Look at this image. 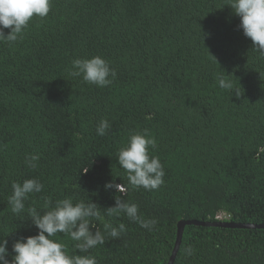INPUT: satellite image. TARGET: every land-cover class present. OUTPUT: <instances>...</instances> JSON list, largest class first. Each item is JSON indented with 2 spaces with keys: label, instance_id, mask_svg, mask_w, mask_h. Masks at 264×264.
<instances>
[{
  "label": "trees",
  "instance_id": "16d2710c",
  "mask_svg": "<svg viewBox=\"0 0 264 264\" xmlns=\"http://www.w3.org/2000/svg\"><path fill=\"white\" fill-rule=\"evenodd\" d=\"M227 2L53 0L22 40L0 42V239L9 259L15 240L38 234L27 209L43 212L49 198L91 199L102 232L126 225L90 250L98 264H168L180 220L264 224V56ZM95 55L117 72L104 88L68 74L73 59ZM222 72L241 96L219 87ZM105 118L111 127L100 136ZM143 129L157 141L165 182L129 188L124 199L157 220L153 230L106 212L119 194L105 183H127L118 151ZM31 153L40 155L34 169ZM28 178L44 189L13 214L12 182ZM54 239L74 252L69 236ZM173 264H264V228L186 225Z\"/></svg>",
  "mask_w": 264,
  "mask_h": 264
},
{
  "label": "clouds",
  "instance_id": "9594fccd",
  "mask_svg": "<svg viewBox=\"0 0 264 264\" xmlns=\"http://www.w3.org/2000/svg\"><path fill=\"white\" fill-rule=\"evenodd\" d=\"M52 5L53 0H0V42L11 46L22 40L32 18L47 17ZM225 5L230 6L233 13L240 17L239 28L251 39L253 48L264 56V0H228ZM5 29H10V32L5 34ZM225 72L216 77L219 87L234 92L237 97L241 96L230 74L226 75ZM68 74L71 77H82L84 82L104 88L111 85L117 72L106 58L95 55L73 59ZM110 127V121L102 119L97 124V134L104 136ZM156 144L149 130L143 129L133 132L127 143L120 148L118 164L126 173L127 183H116L115 178L105 183V190L114 189L119 194L115 197V206L106 207L108 216L124 214L143 228H155L157 220L145 219L139 213L138 204L124 199V196L129 188L151 191L164 184V165L159 156L153 155L151 151ZM39 160V154L31 153L26 156L25 163L34 169L38 167ZM11 186L13 191L8 197V204L11 212L16 215L25 210V201L30 194L40 193L44 189V184L37 178H28L22 183L13 181ZM43 208V212L35 206L27 209L38 234L15 240L12 244V252L15 253L12 259L8 258L11 255L8 240L0 239V264H98L97 257L90 250L104 245L109 237L120 238L127 231L122 222L118 226L105 224L103 232L97 228L93 221L100 219L101 212L99 205L91 199L74 202L73 197H64L53 202L49 198L45 200ZM223 216L225 214H220L217 219ZM61 233L74 242L73 253H69L66 243L54 239ZM77 250L82 254H77ZM185 253L192 256L194 249L189 246Z\"/></svg>",
  "mask_w": 264,
  "mask_h": 264
},
{
  "label": "water",
  "instance_id": "95a60500",
  "mask_svg": "<svg viewBox=\"0 0 264 264\" xmlns=\"http://www.w3.org/2000/svg\"><path fill=\"white\" fill-rule=\"evenodd\" d=\"M190 224H196V225H202V226H217V227H228V228H264V224H246V223H234V222H227V221H217V222H201L197 220H180L178 223V230H177V239L175 242V247L172 253V256L168 262V264H173L175 261V257L177 255V252L180 248V245L182 243L184 230L186 225Z\"/></svg>",
  "mask_w": 264,
  "mask_h": 264
}]
</instances>
